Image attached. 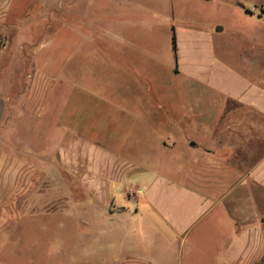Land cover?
Segmentation results:
<instances>
[{
  "label": "crops",
  "instance_id": "1",
  "mask_svg": "<svg viewBox=\"0 0 264 264\" xmlns=\"http://www.w3.org/2000/svg\"><path fill=\"white\" fill-rule=\"evenodd\" d=\"M166 1L173 8L164 17L157 10L143 11L141 0H123L120 16L111 17L105 29L88 27L90 41L104 38L112 54L121 52L122 95L114 99L128 120L120 133L134 146L122 156L103 151L110 150L108 145L90 146L95 168L90 191L96 190L109 224L104 240L92 239L99 245L95 252L72 264H264V72L254 70L253 64L228 62L216 47L226 28L196 23L179 8L217 6L224 13L238 8L242 14L240 2L264 21V0ZM13 3L0 0V60L21 25L41 29L38 36H44L50 32L52 14L56 27L33 52L39 80L30 78L31 84H48L42 51L48 44L61 45L67 33L64 12L60 16L59 5L46 0L38 13L32 8L36 2L28 0L32 10L24 11L25 4L11 19ZM74 16L76 55L84 34L81 15L75 11ZM163 26L171 50L176 36L177 62L169 50L171 62L164 69L177 78L178 86L164 96L143 88L131 98V87L139 90L147 80H159L155 32ZM253 46L264 51V44ZM38 100L37 95L28 100L33 115ZM164 100L169 110L160 108ZM106 128L100 122L97 129ZM120 174L133 176L136 184L126 191L132 200L126 207L115 205L109 188L105 194L92 188L99 186V176L116 182ZM25 257L11 253L8 264H34Z\"/></svg>",
  "mask_w": 264,
  "mask_h": 264
},
{
  "label": "rangeland",
  "instance_id": "2",
  "mask_svg": "<svg viewBox=\"0 0 264 264\" xmlns=\"http://www.w3.org/2000/svg\"><path fill=\"white\" fill-rule=\"evenodd\" d=\"M34 1L32 8L39 13L46 0ZM48 1L59 5L60 16L64 12L67 29L60 46L48 44L42 51L48 84H34L40 74L36 72L33 52L56 27L52 14L50 32L41 34L44 36H38L41 29L36 31L29 25L27 30L21 25L15 36H10L7 51L0 60V264H8L11 253L31 258L34 264L87 260L99 246L92 239L104 240L109 224L96 190L90 191L95 174L89 159L90 146L108 145L110 150H102L119 156L134 146L120 133L128 120L117 109L121 103L114 99L122 95L121 52L112 54L104 38H92L93 41L88 38L89 26L102 30L111 23V17L120 16L123 0H82L77 2L76 10L75 0ZM141 1L143 11L157 10L163 17L173 8L166 0ZM25 4L28 7L24 11L32 10L28 0H14L10 18ZM243 4L239 2L242 14L238 8L225 13L217 6L208 10L202 5L183 4L179 8L196 23L226 28L217 37L216 47L228 62L253 64L254 70L264 72V51L253 46L264 44V21H258L261 17L247 12ZM75 11L82 17L80 30L84 34L76 55ZM155 34L156 63L161 64L159 80L149 84L147 80L139 90L131 87V98L142 94L143 88L147 94L151 90L155 96H164L178 86L177 78L164 69L171 62L165 27H159ZM30 78H34L33 84ZM36 95L40 100L33 104L32 112L36 113L33 115L28 100ZM168 104L164 100L160 108L169 110ZM100 122L107 127L105 130L97 129ZM132 177L120 174L116 182H110L99 176V186L92 188L104 194L109 188L115 205L126 207L132 203L126 191L136 187ZM96 224L101 225L96 228ZM15 263L25 264L22 260Z\"/></svg>",
  "mask_w": 264,
  "mask_h": 264
},
{
  "label": "trees",
  "instance_id": "3",
  "mask_svg": "<svg viewBox=\"0 0 264 264\" xmlns=\"http://www.w3.org/2000/svg\"><path fill=\"white\" fill-rule=\"evenodd\" d=\"M247 12L251 13V11L248 10V9H247ZM172 51H173L174 60H175V63H176L177 62V42H176L175 33H173V36H172Z\"/></svg>",
  "mask_w": 264,
  "mask_h": 264
}]
</instances>
